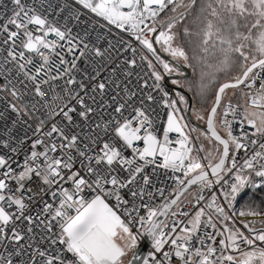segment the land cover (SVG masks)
I'll list each match as a JSON object with an SVG mask.
<instances>
[{"label": "snow or ice", "instance_id": "obj_1", "mask_svg": "<svg viewBox=\"0 0 264 264\" xmlns=\"http://www.w3.org/2000/svg\"><path fill=\"white\" fill-rule=\"evenodd\" d=\"M10 2L11 15L5 18L0 13V44L7 46V55L0 63V76L5 80L0 90L12 85L10 95L17 100L33 93L43 99L51 93L48 114L61 116L62 122L52 123L44 132L46 121L40 120L35 129L40 136L31 141L22 160L0 154V245L4 249L0 264H125L129 253L126 264H264V220L235 219L237 215H264L252 207L238 212L235 208L246 189L264 185V0H203L196 14V19L204 22L203 29L195 33L187 26L183 29L184 37L195 35L199 40L193 49L199 54L193 59L211 69L201 72V93L209 86L203 83L205 78L215 81L216 73L227 72L239 61V74L215 91L207 127L201 132L210 144L215 142L207 150L190 136V131L197 129L185 131L188 125L177 106L184 104L187 109L185 96L175 92L178 100L172 99L167 87L164 74L178 72V67L163 59L154 46L160 45L173 61L188 64V52L177 43L180 37L173 29L192 13L198 0H76L84 9L131 33L162 66L164 74L141 55L152 70L154 83L136 106L118 99L120 92H129L126 85L121 88L118 81L101 80L99 70L93 74L81 68V63L99 62L102 68L112 61V44L101 48L88 39L87 31L79 35L66 25L62 29L28 0ZM168 10L173 15L161 20V14ZM75 18L78 20L79 14ZM240 18H250L247 32L239 30ZM50 34L56 39H49ZM61 41L67 42V48ZM217 54L222 59L207 64V57ZM9 63L12 67L5 69L4 64ZM127 63L135 65L136 60ZM110 84L119 89L110 97L112 103H98L96 96H105ZM241 85L248 89L242 93L247 96L242 112L238 111L240 105L224 103L227 91ZM147 86L145 80L142 87ZM57 88L75 99L80 110L68 103L60 106ZM153 92L160 94L159 101L169 109L162 139L157 134L154 109L146 103L157 102ZM136 95L131 92L129 99ZM222 104L219 127L224 129V136L216 120ZM105 105L111 108L110 113ZM8 107L18 117L29 115L27 103H10ZM31 109L35 112L36 105ZM76 115L89 122L91 136L73 131ZM234 123L240 125L239 135L233 134ZM245 125L251 130L243 131ZM170 133L178 134V138L171 140ZM5 137L0 138V146L16 153L10 131ZM158 156L163 161L160 167L182 173L183 178L175 177L176 187L170 197H164L163 189L157 188L162 202L151 205L144 202L145 197L155 199L148 191L152 176L146 169L157 163ZM192 186L198 188L194 213L181 207V198ZM205 190L209 191L207 197ZM36 204L40 207L33 215L31 209ZM18 222L27 223L26 233ZM26 234H32L35 246L21 243ZM144 240L148 242L146 252L140 249Z\"/></svg>", "mask_w": 264, "mask_h": 264}, {"label": "built area", "instance_id": "obj_2", "mask_svg": "<svg viewBox=\"0 0 264 264\" xmlns=\"http://www.w3.org/2000/svg\"><path fill=\"white\" fill-rule=\"evenodd\" d=\"M28 3L34 6L37 11L42 14L46 15L48 19L60 26L62 29L66 25L70 28L73 34L83 35L85 31L89 32L88 39L93 43L98 44L101 48H107L109 44L114 46L112 50L113 59L110 62H107L101 68L99 62H93L91 64L88 63H81V68L87 69L88 72L94 74L95 70H99L101 72L100 79L111 81H118L120 83V87H124L125 85L129 89V92H120V96L118 99L121 101L128 100V103L132 104L133 106L138 105L139 100L143 98V95L146 94L148 91L151 90V86L154 83V78L151 77V69L147 67V61L141 59V55L143 53V47L135 40V37L129 33L124 31L123 29H118L115 25L110 24V22L104 20L102 17H98L96 14L92 13L90 10L84 9L81 5L76 3V0H28ZM6 6V7H5ZM13 5L11 4L10 0H0V13H3L4 17L11 15ZM76 14H79V19L75 18ZM0 23H3V20L0 19ZM14 30V29H13ZM98 37H100L98 39ZM3 38H6L3 37ZM49 39H56L54 34H50ZM61 43L65 44V48H67V42L61 41ZM131 44V47H128V44ZM0 48H4V51H0V63H3L4 57L7 55L6 48L0 44ZM136 49L135 53H133L132 49ZM127 49V50H125ZM59 51V49H58ZM27 54V53H26ZM145 56V55H144ZM135 59L136 64L130 65L127 63V60ZM12 65L4 64V68H11ZM114 70V73H113ZM131 73V75H128ZM54 74V73H53ZM15 75V70L12 73V76ZM11 78V76L9 77ZM80 78L79 76L77 77ZM20 79H23L21 76ZM147 80L148 86L142 87L144 81ZM13 83H16L15 81ZM5 84V80L2 76H0V86ZM18 88L23 91V86L16 84ZM12 85L8 86L6 90H0V114H3L2 118H0V138H6L5 132L10 131L11 136L13 137L11 140V147H16L18 151L16 153H12L9 148H4L0 146V154L7 153L10 155L13 160H22L23 155L30 149L31 141L40 136V133L35 131L36 127L39 125L40 120H45L46 123L42 129V131L46 132L50 130V126L52 123H61L62 117L55 116L51 117L48 114V107L52 104V94L49 93L46 97L41 99L40 97L36 96L34 93L30 96H26L24 100H17V98L10 95ZM258 87V83H257ZM244 93L248 92V89L243 86ZM47 91V88L45 89ZM119 89L115 87L114 84H110L105 96L101 97L100 95L96 96L97 102H103V100H108V104H111L112 101L110 99L111 96L115 95ZM57 92L60 94L61 99L57 102L60 106H63L65 103H68L69 107L75 105L80 110V106L76 103L75 99H72L67 94L61 92L60 88H57ZM131 92H136L137 95L131 97L129 99V95ZM83 95V93H81ZM92 93H90V96ZM153 95L157 96V102H146L149 105L152 115L154 116L156 125L159 129L158 136L162 139V128L163 125L166 124V113L169 109L165 108L162 102L159 101V93L153 92ZM247 101V96L245 97ZM44 101H48L46 105ZM87 103H91L90 99H86ZM226 101L224 103H227ZM231 102V101H230ZM10 103H16L19 105L27 103L29 105V115H21L17 116L16 113L12 112L11 108L8 107ZM234 105H240L238 111H243L244 104H238L231 102ZM35 104L37 110L35 112L32 111L31 105ZM95 106V105H94ZM223 104L221 105L220 112H219V124L222 118L223 113ZM107 108L108 113L111 112V108ZM100 111H104L100 109ZM130 111V109H129ZM127 111L125 115H127ZM107 115V113H106ZM231 118V117H229ZM77 127L73 129L77 134L83 136L85 133L89 136L93 134L92 130L89 128V122L83 121L78 115L75 117ZM17 120L18 123L13 124L12 121ZM224 130L223 128H221ZM240 125L239 123L233 124V134L239 135L240 134ZM251 129L249 126L245 125L243 131L248 132ZM218 131L224 136V134L219 130ZM55 135V134H54ZM178 138V134L170 133V139L175 141ZM143 146L142 144L140 145ZM175 147V144H173ZM243 155V153H241ZM162 158L159 156L157 157V163L153 165H148L146 171L152 176V186L148 189L154 194L155 199H149L148 197L144 198L145 203H149L151 205H155L162 202V197L156 193V189H163L164 197H169L172 194V190L176 187L175 177L181 176L183 178L182 173L173 172L171 169H164L159 165L162 164ZM13 167H16L13 164ZM153 169L155 171L153 172ZM193 194L190 197L189 201H182L181 207L185 211H189L190 213H194L196 208L192 205L195 203V194L198 191L197 186L193 187ZM215 190V189H213ZM189 193V191L185 194V196ZM206 197L209 195V191L205 190L203 193ZM45 199L47 200L48 197L46 196ZM191 202V203H190ZM140 201H137L139 204ZM205 202H202L200 206H203ZM40 205L36 204L31 209L33 215L39 210ZM15 209H13L14 211ZM174 210H176L174 208ZM141 214H144L142 211ZM19 227L22 232L26 233L27 230V223H20L18 222ZM245 234H248L245 229ZM36 233H40V229L34 230ZM136 231V229H133ZM32 234H26L25 239L21 241L22 244L32 243L35 246V241L32 240ZM37 240H39V236H37ZM11 244L12 242H6ZM264 246V245H261ZM148 245L145 248V252L147 250ZM3 245H0V251H3ZM233 255L239 256V252L232 253ZM23 259V258H22Z\"/></svg>", "mask_w": 264, "mask_h": 264}, {"label": "rangeland", "instance_id": "obj_3", "mask_svg": "<svg viewBox=\"0 0 264 264\" xmlns=\"http://www.w3.org/2000/svg\"><path fill=\"white\" fill-rule=\"evenodd\" d=\"M185 2H187V0H185ZM203 0H198V4L196 6V8L192 11V13L186 17V19L184 21H180L177 23L176 27L173 29L174 31H176L179 35V39L177 40V43L182 44L183 46H185L186 51L188 52L189 55V62L188 64H185L183 60H179L177 62L181 63L182 65H184L185 67H187L190 71V75L187 79L184 80H178L180 81L179 84H176L178 86H181V88L185 89L190 95H191V115L192 117L196 120V121H202L204 122L206 117H207V113L208 110L210 109L213 101H214V96H215V91L218 88V86L228 80H231L233 77H235L237 74H239L240 72V68H239V61L237 60V63L231 68L229 69L227 72H218L216 73V80L215 81H210V78H205L203 80V83L208 84V88L201 93L200 92V84H201V72H208L211 71V69H209L206 64L201 63V62H197L195 59H193L194 54H199V50L196 49V53H194L193 49H195L196 44L199 42L198 38L193 35L190 37H184L183 36V29L184 27H188L190 29V31H192L193 33L201 31L204 27V22H202V20H197L196 19V14H197V9L199 8V4L202 3ZM171 7V6H170ZM178 11H183L182 8H179ZM173 15V13L168 10L165 13L161 14L160 19L163 20L165 19L167 16ZM237 23L239 25V30L241 32H247V28L251 26L250 23V18L249 20H245V19H238ZM247 25V27H246ZM189 41H191V43H189ZM158 50L169 56L168 53H164L160 50V45H156ZM143 53L145 56L148 57V59L152 60L153 64L156 65L157 70L161 71L162 74L163 73V69L162 66H160L158 64V62L151 56L150 53L147 52L146 49L143 48ZM220 59H222V57H220L218 54L216 56H212L209 55L207 57V64H216ZM166 60V59H165ZM192 65V66H189ZM175 66V65H174ZM152 71V70H151ZM172 74H182L183 73L180 71L178 72H173ZM166 75V74H164ZM173 79L169 80L168 83L170 85H173L171 83ZM170 91H172L173 95H172V99H177L178 97L175 95V90H172L170 88H168ZM180 93V92H179ZM242 93H244L242 86H240L239 89H229L227 91V97L225 98V101H229V100H235V101H239L241 103H245L246 102V96L242 95ZM181 94V93H180ZM183 95V94H182ZM186 99V97H185ZM180 109H181V115L184 116V123H186L188 125V128L185 129V131H189L190 129H193L194 127H191L187 120H186V115H185V105L184 104H180L178 103L177 105ZM219 112L220 109H218V113H217V127L219 128V130L226 135L225 131L222 130L219 127ZM203 116L204 119H200L199 117ZM190 136L193 139V142L197 145L199 144H203L205 150L212 148L215 144V142L213 141L211 144L209 143V141L207 139H205V137L203 135H201V131H190ZM199 136V139L197 140L196 137ZM201 156L204 155V153H200ZM206 162V161H205ZM193 188L189 191V193L182 198V201H189L190 197L193 194ZM241 210V209H240ZM240 210H236L237 212ZM235 219L237 220V222L243 220V221H258L256 220L255 216H236ZM240 226V225H238ZM256 227H260L259 223H257ZM242 228V226H241ZM247 231V230H246ZM131 256V253L128 254V257L125 258V263L127 261V259H129V257Z\"/></svg>", "mask_w": 264, "mask_h": 264}, {"label": "water", "instance_id": "obj_4", "mask_svg": "<svg viewBox=\"0 0 264 264\" xmlns=\"http://www.w3.org/2000/svg\"><path fill=\"white\" fill-rule=\"evenodd\" d=\"M154 46L157 48L156 45H154ZM157 50H158V48H157ZM158 52H159V50H158ZM159 53H160V52H159ZM160 55H161L162 57L166 58L167 60H169L173 65H175L176 67H178L179 70L183 71L184 76H179V75H176V74H171V75L166 74L165 76H166L167 87L170 88V89H172V90H175V91H178V92L182 93V94L186 97L188 104H187V109L185 110V112H186V115H187L189 121H190L193 125L197 126L198 128H200L201 130L204 131V130L206 129V127H207V126H206V123H205V125H198L197 123L194 122V120H193V118H192V116H191V96H190V94L187 93L184 89H182L181 86L179 87L178 85H170V84L168 83V81L171 80V79H181V78L189 77V75H190V71H189V69H188L187 67L183 66L182 64H180L179 62H177V61H173L171 57L165 56V55H163V54H161V53H160ZM241 86H242V85H241ZM218 87H219V86H218ZM214 98H215V96H214ZM212 104H213V103H212ZM211 106H212V105H211ZM210 109H211V107H210ZM210 109L208 110V112L210 111ZM207 115H208V113H207ZM206 119H207V117H206ZM220 134H221V133H220ZM221 135H222V134H221ZM222 136H223V135H222ZM193 187H194V186H192L189 190H191ZM189 190H188V191H189ZM186 193H187V192H186ZM186 193H185V194H186ZM170 196H172V194H171ZM170 196H169V197H170ZM182 198H183V197H182ZM182 198H181V199H182ZM147 245H148V242H147L146 240H144L142 243H140V249H141L142 252H145V248H146ZM130 258H131V256L129 257V259H130ZM125 264H126V263H125Z\"/></svg>", "mask_w": 264, "mask_h": 264}, {"label": "trees", "instance_id": "obj_5", "mask_svg": "<svg viewBox=\"0 0 264 264\" xmlns=\"http://www.w3.org/2000/svg\"><path fill=\"white\" fill-rule=\"evenodd\" d=\"M243 89V85H242ZM244 91V89H243ZM234 103L243 104L239 101L229 100ZM248 207L255 208L257 211L264 213V185L259 188L246 189L245 194L239 198V202L236 204V210H246ZM256 220H264V215L255 216Z\"/></svg>", "mask_w": 264, "mask_h": 264}, {"label": "flooded vegetation", "instance_id": "obj_6", "mask_svg": "<svg viewBox=\"0 0 264 264\" xmlns=\"http://www.w3.org/2000/svg\"><path fill=\"white\" fill-rule=\"evenodd\" d=\"M160 52V51H159ZM161 53V52H160ZM161 54H163V53H161ZM163 55H165V54H163ZM165 56H167V55H165ZM168 57H170V56H168ZM163 59H166V58H164V57H162ZM167 60V59H166ZM167 61H169V60H167ZM170 62V61H169ZM171 63V62H170ZM181 64V63H180ZM184 66V65H183ZM179 69V68H178ZM180 71V70H179ZM182 73H183V71H181ZM176 75H179V76H184V73H183V75L182 74H176ZM188 77H186V78H181V79H173V80H184V79H187ZM180 87V86H179ZM183 89V88H182ZM185 90V89H184ZM186 91V90H185ZM187 92V91H186ZM188 93V92H187ZM182 94V93H181ZM191 96V95H190ZM187 100V99H186ZM185 115H186V112H185ZM192 116V115H191ZM186 120H187V122H188V124L191 126V127H194L195 129H197V130H199V131H203V130H201L200 128H198L197 126H195V125H193L190 121H189V119H188V117H187V115H186ZM193 118V117H192ZM193 120H194V122L195 123H197L198 125H205V121H206V119H205V121L204 122H200V121H196L194 118H193Z\"/></svg>", "mask_w": 264, "mask_h": 264}, {"label": "bare ground", "instance_id": "obj_7", "mask_svg": "<svg viewBox=\"0 0 264 264\" xmlns=\"http://www.w3.org/2000/svg\"><path fill=\"white\" fill-rule=\"evenodd\" d=\"M190 191V190H189Z\"/></svg>", "mask_w": 264, "mask_h": 264}]
</instances>
